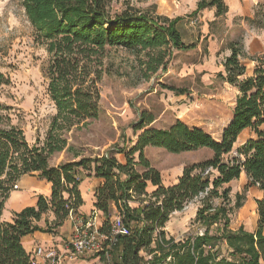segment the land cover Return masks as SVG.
Returning a JSON list of instances; mask_svg holds the SVG:
<instances>
[{"label": "trees", "instance_id": "obj_1", "mask_svg": "<svg viewBox=\"0 0 264 264\" xmlns=\"http://www.w3.org/2000/svg\"><path fill=\"white\" fill-rule=\"evenodd\" d=\"M110 4V0H21L33 40L47 53L43 77L56 111L44 142L29 144L23 130L12 122L9 108L0 102V264H34L22 238L35 231L56 233L69 216L77 214L84 203L79 169L102 180L95 190L94 208L105 216L98 228L107 237L105 249L97 254L103 264H264V60H256L252 74L246 75L240 61L244 52L237 42L230 44L224 74H218L238 90L232 117L220 138L180 120L168 128L153 127L154 116L142 111L133 126L136 139L128 150L86 157L69 143V133L88 127L99 116L100 82L110 73L105 62L109 49L133 52L144 68L142 79H149L166 69L174 50L195 47L182 40L177 18L129 9L112 12ZM205 8H214L216 17L228 9L225 0H199L193 14ZM251 21L264 29V12H256ZM9 84L10 78L0 72V88ZM246 128L255 137L234 153ZM147 147L172 154L206 148L211 154L185 165L177 181L165 186L160 171L144 154ZM63 151L72 159L52 164L51 159ZM116 154H123L125 162L120 163ZM32 173L51 184L50 195H39L35 206L15 212L11 221L3 220L11 191L21 176ZM242 173L247 178L245 190L256 187L261 192L255 200V231L230 227L231 215L243 206L246 196L237 193L232 200L229 184ZM198 197L194 222L203 231L179 241L168 236L165 225L171 215ZM114 212L130 232L112 241ZM49 213L54 215L51 223L45 217ZM44 217L42 227L38 223Z\"/></svg>", "mask_w": 264, "mask_h": 264}, {"label": "rangeland", "instance_id": "obj_2", "mask_svg": "<svg viewBox=\"0 0 264 264\" xmlns=\"http://www.w3.org/2000/svg\"><path fill=\"white\" fill-rule=\"evenodd\" d=\"M198 1L110 0L112 12L129 9L177 18L182 40L195 47L174 50L166 69L158 70L149 79H142L144 68L133 52L109 49L105 62L110 73L100 82L99 116L88 127L69 133V143L82 156H101L118 148L128 150L136 139L138 132L133 131V126L142 111L154 116L153 127L168 128L180 120L220 138L232 117L238 90L218 74H224L223 62L231 52L232 42L242 46L244 55L240 61L246 66V75L252 74L256 60H264V29L251 21L256 12H264V0H225L228 9L220 17L215 16L214 8L193 14ZM46 61L45 49L33 40L21 0H0V72L10 78V84L0 88V102L9 108L12 122L23 130L29 144L44 142L56 111L43 77ZM253 137L252 130L242 134L234 145V153ZM208 152L201 149L172 154L159 147L144 149L146 158L157 170L200 161L210 156ZM68 159L72 155L63 151L51 163L57 165ZM246 183L242 174L229 184L232 200L237 193L246 196L243 206L231 215L230 227L243 226L255 231L258 223L255 199L259 190L256 187L245 190ZM199 200V197L192 200L184 210L171 215L165 225L168 236L179 241L203 231V226L194 222ZM222 251H226L224 246Z\"/></svg>", "mask_w": 264, "mask_h": 264}, {"label": "crops", "instance_id": "obj_3", "mask_svg": "<svg viewBox=\"0 0 264 264\" xmlns=\"http://www.w3.org/2000/svg\"><path fill=\"white\" fill-rule=\"evenodd\" d=\"M247 130L251 129H244L239 134L237 141L242 134L246 133ZM202 149L204 150L206 148ZM208 151L210 155L211 152L210 150ZM115 157L120 163L125 162L123 154H116ZM178 164H180V162ZM184 166L185 165L182 163V165H176L163 170L160 169L159 171L163 184L168 186L175 183L178 177L182 174ZM78 174L82 178L79 184V189L83 198V205L79 207L77 214L69 216L63 225L57 228L56 233L35 231L32 234L24 236L22 238V244L27 253L31 254L37 246H44L46 248H53L56 250L58 255L62 258L61 264H103L97 256L99 252L70 257L72 251L70 240L73 238L76 230L87 229V222L89 219H94L95 225L99 228L105 217L102 212L96 211L94 208L95 190L102 183V180L95 177L93 173L87 175L88 173L82 169L78 170ZM50 193L51 184L46 180L39 178L37 173L25 174L21 176L16 184L15 190L11 191L5 202L1 215L2 219L5 221H11L15 212H19L28 206H35L39 195L49 196ZM260 196L261 192L259 191V196L256 199L260 198ZM116 215V212H114L112 218ZM45 217L49 223L54 220V215L52 213H49ZM45 217L38 223L42 227L45 226ZM39 262L42 263L41 260Z\"/></svg>", "mask_w": 264, "mask_h": 264}, {"label": "built area", "instance_id": "obj_4", "mask_svg": "<svg viewBox=\"0 0 264 264\" xmlns=\"http://www.w3.org/2000/svg\"><path fill=\"white\" fill-rule=\"evenodd\" d=\"M129 232V227L123 222L119 215L112 218L110 234L112 241H114L117 236L128 235ZM106 238L107 237L99 232L98 227L95 225V220L89 219L87 222V229H77L73 238L70 240L72 247L70 257L101 252L105 249L103 243ZM105 253L108 257L106 250ZM31 258L34 264H61L62 261V258L58 255L56 250L44 246L35 247L31 253ZM40 260L42 263L39 262Z\"/></svg>", "mask_w": 264, "mask_h": 264}]
</instances>
